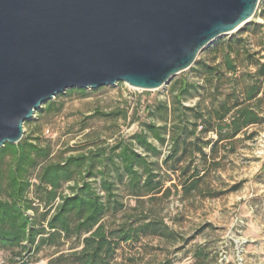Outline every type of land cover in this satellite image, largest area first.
Returning <instances> with one entry per match:
<instances>
[{
  "label": "rangeland",
  "instance_id": "1",
  "mask_svg": "<svg viewBox=\"0 0 264 264\" xmlns=\"http://www.w3.org/2000/svg\"><path fill=\"white\" fill-rule=\"evenodd\" d=\"M263 7L264 0H259L250 21L264 22L261 16ZM232 33L215 39L198 54L199 57L208 63L220 61L224 51L220 40L229 38ZM248 41L252 50H261L264 45L262 30L255 29ZM241 65L245 67V64ZM181 75L194 83L202 79L188 68L175 75L167 85L152 90L134 88L123 81L87 87L82 93L67 88L49 99L54 108L45 110L47 100L24 121L22 137H31L40 145L49 146L48 161L122 142L132 143L138 153L154 163L160 173L161 188L143 196L131 194L127 178L118 177L116 166H119V160L116 164L106 160L96 165L109 171L107 178L114 181L117 199L122 202V207L106 213L105 223L116 227L127 217L147 215L166 223L168 230L172 231L168 236L150 229L139 234L137 239L120 242L111 264H158L166 260L170 264H188L197 248L211 252L215 257L211 261L214 264H264V99L258 105L260 122L249 127L234 145L220 148L217 155L220 167L216 170L210 168L197 188L188 194H182L179 183L183 178L179 171H173L171 161L165 160L170 151L168 141L160 144L147 133L148 140L160 149L157 155L146 153L133 143V135L145 131V123H162L164 112L159 109L163 103L170 104L173 96L170 83ZM219 84L223 93L231 91L233 85L228 80ZM211 93L210 83L203 82V86L192 89L183 102L192 106L199 101L203 108H210ZM97 112L112 114L101 116ZM210 137L215 136L210 132L204 139ZM188 156L185 155L179 165H185ZM37 170L32 174L33 183H37ZM93 181L99 189V176ZM72 183L73 180L62 182L59 191L69 193ZM167 187L170 189L166 190ZM43 193L36 184L29 187L26 197L32 201L33 209L27 213L38 226L49 231L46 219L58 199L53 205H47ZM57 243L41 245L33 255L36 264H48V260L59 253L80 247L74 236L67 239L61 234ZM17 251V247L2 249L0 264H9V258Z\"/></svg>",
  "mask_w": 264,
  "mask_h": 264
},
{
  "label": "trees",
  "instance_id": "2",
  "mask_svg": "<svg viewBox=\"0 0 264 264\" xmlns=\"http://www.w3.org/2000/svg\"><path fill=\"white\" fill-rule=\"evenodd\" d=\"M261 16L264 17V7ZM255 29L262 30L264 39V22L256 21L245 23L229 38L221 39L224 51L220 61L208 63L198 55L189 69L202 79L194 83L181 75L172 81V100L159 109L164 112L162 123L147 122L145 131L133 135V143L153 155L159 154L160 149L148 140L147 133L160 144L170 143L165 160L171 161L172 170L181 174L182 194L193 192L210 168L220 167L217 157L220 148L234 145L249 127L261 120L258 105L264 99V55L261 54L264 45L261 50L250 47L248 36ZM223 80L233 83L231 91L223 93L220 90L219 83ZM203 82H209L212 87V106L203 108L199 101L192 106L185 105L183 101L191 90L202 87ZM69 90L85 91L81 87ZM53 105L49 100L45 110L50 111ZM97 114L110 116L112 113ZM210 132L215 137L204 139ZM187 154L185 165H179ZM49 155L50 147L40 145L31 137L0 146V251L6 247L18 248L14 257L9 258V264H36L34 253L41 245L57 243L61 234L67 239L74 236L80 247L59 253L50 258L48 264H111L120 242L137 239L139 234L150 229L161 235L172 234L166 223L147 215L127 217L116 227L103 220L110 209L122 207V202L117 199L114 181L107 178L109 171L97 167V163L107 160L116 164L119 160L118 177L127 178L131 194L135 196L154 193L161 188L160 173L154 163L138 153L132 143L116 142L109 147L69 154L58 161H48ZM37 168V183H33L32 174ZM97 176L99 189L93 181ZM68 180H73L70 192L59 191L62 182ZM32 184L43 190L47 205H53L58 199L46 219L49 231L38 226L27 213L33 209L32 201L26 197ZM214 259L211 252L197 248L188 264H214L211 262ZM158 264H170V261Z\"/></svg>",
  "mask_w": 264,
  "mask_h": 264
},
{
  "label": "water",
  "instance_id": "3",
  "mask_svg": "<svg viewBox=\"0 0 264 264\" xmlns=\"http://www.w3.org/2000/svg\"><path fill=\"white\" fill-rule=\"evenodd\" d=\"M259 0H0V146L67 88L167 85Z\"/></svg>",
  "mask_w": 264,
  "mask_h": 264
}]
</instances>
